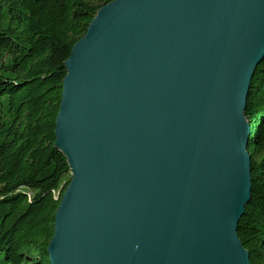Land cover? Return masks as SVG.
I'll list each match as a JSON object with an SVG mask.
<instances>
[{"label":"water","instance_id":"water-1","mask_svg":"<svg viewBox=\"0 0 264 264\" xmlns=\"http://www.w3.org/2000/svg\"><path fill=\"white\" fill-rule=\"evenodd\" d=\"M264 0H113L64 62L70 181L49 264H249L250 82Z\"/></svg>","mask_w":264,"mask_h":264},{"label":"trees","instance_id":"trees-1","mask_svg":"<svg viewBox=\"0 0 264 264\" xmlns=\"http://www.w3.org/2000/svg\"><path fill=\"white\" fill-rule=\"evenodd\" d=\"M111 1L0 0V264H49L55 211L71 176L54 145L64 62ZM244 117L251 189L236 233L249 264H264V58Z\"/></svg>","mask_w":264,"mask_h":264},{"label":"bare ground","instance_id":"bare-ground-1","mask_svg":"<svg viewBox=\"0 0 264 264\" xmlns=\"http://www.w3.org/2000/svg\"><path fill=\"white\" fill-rule=\"evenodd\" d=\"M58 195V194H57Z\"/></svg>","mask_w":264,"mask_h":264}]
</instances>
